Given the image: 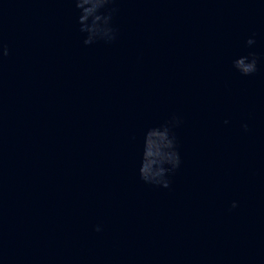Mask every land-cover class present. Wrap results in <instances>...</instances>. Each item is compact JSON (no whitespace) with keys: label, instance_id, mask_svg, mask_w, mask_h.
Instances as JSON below:
<instances>
[{"label":"water","instance_id":"obj_1","mask_svg":"<svg viewBox=\"0 0 264 264\" xmlns=\"http://www.w3.org/2000/svg\"><path fill=\"white\" fill-rule=\"evenodd\" d=\"M80 14L0 0V264H264V0H113L87 45ZM173 116L180 167L145 183Z\"/></svg>","mask_w":264,"mask_h":264},{"label":"clouds","instance_id":"obj_2","mask_svg":"<svg viewBox=\"0 0 264 264\" xmlns=\"http://www.w3.org/2000/svg\"><path fill=\"white\" fill-rule=\"evenodd\" d=\"M113 0H74L80 10V31L87 33L84 43L91 44L97 39L111 42L115 39L114 29L110 26L111 15L102 16L100 10ZM115 11V10H113ZM91 21V23H89ZM253 39H248L247 44H254ZM3 55H8V49L3 47ZM257 56L249 53L237 58L233 63L235 69L244 76L252 75L257 71ZM180 120L173 116L163 125L149 129L144 137V150L139 169L140 178L148 184H155L168 188L169 176L180 167L181 160L177 151L176 137L172 129L178 126ZM247 129V125H244ZM237 205L233 202L232 207ZM99 227L96 231H99Z\"/></svg>","mask_w":264,"mask_h":264}]
</instances>
